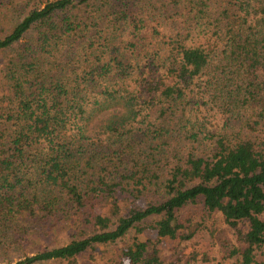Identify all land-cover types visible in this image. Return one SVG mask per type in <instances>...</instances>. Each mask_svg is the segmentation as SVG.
<instances>
[{"label":"trees","instance_id":"1","mask_svg":"<svg viewBox=\"0 0 264 264\" xmlns=\"http://www.w3.org/2000/svg\"><path fill=\"white\" fill-rule=\"evenodd\" d=\"M0 67V243L73 234L13 264H264V0H0Z\"/></svg>","mask_w":264,"mask_h":264},{"label":"rangeland","instance_id":"2","mask_svg":"<svg viewBox=\"0 0 264 264\" xmlns=\"http://www.w3.org/2000/svg\"><path fill=\"white\" fill-rule=\"evenodd\" d=\"M109 116L110 114L106 113L93 120L89 127L92 134H97L102 131L103 127H106L105 123L108 122L107 119ZM195 213L196 211H192L190 215ZM188 215V211L184 212V219L187 218ZM197 219L200 220V216H198ZM205 227L206 228L199 231L190 242L180 243V240L170 241L168 239L162 241L160 245L162 254L164 256H170L173 254V249L175 248H179L182 252L189 253L191 247L196 245L200 247L202 253H208L210 264H231V262L226 261L224 257L227 250L231 249L232 245L235 243L236 235L233 230L224 224L220 216H218L216 220L213 219V221L208 222ZM72 235V233L66 230L58 233L46 234L44 236L34 235L33 237L31 234L28 237V235L20 233L14 236L15 243L1 240L0 264H13L23 259L25 256L34 255L47 248L52 249L64 246L72 240ZM148 237L153 240L156 239L154 235ZM124 246V243L109 247L99 246L95 251L84 256L80 264H121V250Z\"/></svg>","mask_w":264,"mask_h":264}]
</instances>
